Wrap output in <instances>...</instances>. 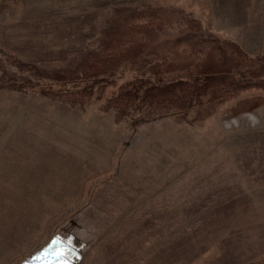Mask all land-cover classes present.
I'll return each mask as SVG.
<instances>
[{"label":"rangeland","instance_id":"374dc122","mask_svg":"<svg viewBox=\"0 0 264 264\" xmlns=\"http://www.w3.org/2000/svg\"><path fill=\"white\" fill-rule=\"evenodd\" d=\"M156 11L171 13L170 28L149 62L187 72L221 63L215 46L225 44L264 57V0H0V61L74 73L112 32ZM147 68L125 66L70 104L42 96V80L9 88L2 76L24 75L0 62V264L264 262V104L230 112L264 90L186 116L117 122L108 100L153 78Z\"/></svg>","mask_w":264,"mask_h":264},{"label":"trees","instance_id":"16d2710c","mask_svg":"<svg viewBox=\"0 0 264 264\" xmlns=\"http://www.w3.org/2000/svg\"><path fill=\"white\" fill-rule=\"evenodd\" d=\"M146 13L144 21L129 24L121 31L112 32L106 37L104 48L98 53L89 54L78 65L74 73H44L18 57L7 56L1 62L3 68L14 74L22 73L24 78L16 82L8 75L2 76V83L21 87H33L44 83L40 94L47 98H55L70 104L84 103L91 98L95 89L112 85L116 75L125 66L137 71L150 70L154 77H136L119 87V92L112 96L106 109L115 111L116 121H130L133 126L170 115L186 116L190 109L201 107L204 104L222 103L234 95L249 89L264 90V57L250 58L233 44H225L218 61L211 63L202 61L200 64L185 72L183 69L175 72L173 63L167 59H160L158 63L148 61L152 47L157 43L162 32L170 28L171 13L163 11ZM140 17V16H139ZM144 19V18H141ZM186 17L180 21L189 23L186 30H200L198 25L193 26L191 21L186 23ZM191 27V28H190ZM226 48V49H225ZM165 75H169L166 78ZM11 79V80H9ZM59 85L57 92H51L52 86ZM264 104L260 96L240 99L230 108L231 114L238 115L251 111ZM137 118H134V116ZM255 264H264L258 262Z\"/></svg>","mask_w":264,"mask_h":264},{"label":"snow or ice","instance_id":"6c2138e0","mask_svg":"<svg viewBox=\"0 0 264 264\" xmlns=\"http://www.w3.org/2000/svg\"><path fill=\"white\" fill-rule=\"evenodd\" d=\"M59 241H57V243H58Z\"/></svg>","mask_w":264,"mask_h":264}]
</instances>
